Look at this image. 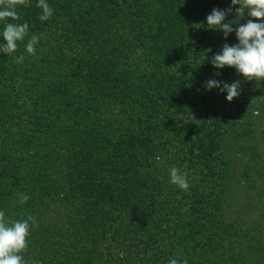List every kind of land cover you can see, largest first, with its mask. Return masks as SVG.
<instances>
[{"label": "trees", "instance_id": "1", "mask_svg": "<svg viewBox=\"0 0 264 264\" xmlns=\"http://www.w3.org/2000/svg\"><path fill=\"white\" fill-rule=\"evenodd\" d=\"M47 3L48 21L38 0L0 20V45L7 23L29 25L15 53L0 50V211L35 218L25 264H264V81L212 63L262 21L238 18L232 0ZM229 7L225 39L207 16ZM209 79L239 81L240 95L229 102ZM239 179L256 194L254 223Z\"/></svg>", "mask_w": 264, "mask_h": 264}, {"label": "clouds", "instance_id": "2", "mask_svg": "<svg viewBox=\"0 0 264 264\" xmlns=\"http://www.w3.org/2000/svg\"><path fill=\"white\" fill-rule=\"evenodd\" d=\"M27 0H0V20L5 18L18 19L16 11L17 6H23ZM240 5L236 8L235 14L238 18H244L247 10V16L255 18L254 22L249 19L246 24H241L236 29V36L239 40L237 45L230 46L227 43L223 46L222 54H217L212 58V63L217 69H223L225 66L235 67L239 73L251 81H264V0H232V6ZM37 6L42 9L39 19L48 21L54 14V10L47 3V0H38ZM233 7L226 10L213 9L211 14L207 16V26L211 29H222L224 37L234 31L231 23H224L228 14H231ZM29 25L7 23L3 31V39L6 45H0V50L6 54L16 52L18 41H23L28 35ZM39 37L33 35L26 45V51L35 55V45L38 43ZM24 57L20 56L17 63H22ZM220 73L218 72L217 75ZM206 87L211 90L213 88L220 89L221 92H227L226 99L231 102L240 95V82L236 81L232 84L224 83L214 79L206 82ZM259 115V112L254 113ZM160 157H156L158 161ZM171 183L177 185L180 189L187 191L190 187L187 173L172 167L170 169ZM29 196L20 194V202L25 203ZM35 223V218L31 215L25 220L9 221L5 217V213L0 211V264H25L21 255L28 247V237L30 235V224ZM169 264H179L175 258L169 260ZM184 264H187L185 261Z\"/></svg>", "mask_w": 264, "mask_h": 264}, {"label": "rangeland", "instance_id": "3", "mask_svg": "<svg viewBox=\"0 0 264 264\" xmlns=\"http://www.w3.org/2000/svg\"><path fill=\"white\" fill-rule=\"evenodd\" d=\"M261 127V128H260ZM260 129H264V117L262 118V121L260 122ZM165 157V158H164ZM164 160L168 159L167 156L164 155ZM167 157V158H166ZM165 160V161H166ZM168 165L169 166V163H165V165ZM166 169L167 166H162ZM171 168V167H169ZM251 168L253 170V172L255 171L254 167H253V163L251 165ZM169 170V169H168ZM242 166H240L239 164H236V166L234 167V176H237L238 178L240 177V173L242 171ZM170 171V170H169ZM241 178V177H240ZM240 181H237V183L239 182V184L237 185V190L239 191V193L241 192V197H239V200H240V203H242L243 205H245V207H247V213H246V217H247V220L251 223H254L256 219H258V210L255 209V203H257L255 200H256V194L254 191L250 192L246 186L244 185V181L243 179H239ZM171 182V181H170ZM261 190H262V186L263 183L259 180L257 182V185Z\"/></svg>", "mask_w": 264, "mask_h": 264}]
</instances>
